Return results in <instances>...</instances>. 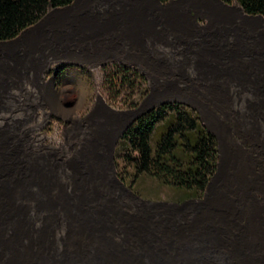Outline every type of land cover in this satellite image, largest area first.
I'll return each instance as SVG.
<instances>
[{"label": "rangeland", "instance_id": "1", "mask_svg": "<svg viewBox=\"0 0 264 264\" xmlns=\"http://www.w3.org/2000/svg\"><path fill=\"white\" fill-rule=\"evenodd\" d=\"M126 1L81 0L40 42L0 48V264H264V26L193 7L132 39ZM144 99L215 135L199 198L128 180L120 129Z\"/></svg>", "mask_w": 264, "mask_h": 264}, {"label": "trees", "instance_id": "2", "mask_svg": "<svg viewBox=\"0 0 264 264\" xmlns=\"http://www.w3.org/2000/svg\"><path fill=\"white\" fill-rule=\"evenodd\" d=\"M72 1L0 0V40L16 37L40 20L49 7ZM223 1H236L244 12L264 16V0ZM157 106L123 131L122 158L128 180L150 178L185 198H199L217 170L215 135L190 110L164 102Z\"/></svg>", "mask_w": 264, "mask_h": 264}, {"label": "water", "instance_id": "3", "mask_svg": "<svg viewBox=\"0 0 264 264\" xmlns=\"http://www.w3.org/2000/svg\"><path fill=\"white\" fill-rule=\"evenodd\" d=\"M80 1L81 0H73L72 3L65 6L53 7L52 11L47 12L35 24L23 29L16 37L7 40H0V48L15 47L21 40H23L26 46H30L34 42H40L44 38L46 26H48L50 23H54L55 17L53 15L55 13L62 14L73 9L77 4L80 3ZM125 4H127L128 8L124 11L121 22L127 24V28H125L126 30L124 31L126 36H130L132 39L137 38L144 32H150L157 22H163L164 24L168 25L188 24L191 18L189 8L197 7L205 8L208 11L212 10L213 12L211 14H213L214 19L224 21L231 19L233 20L235 18L233 11L236 9L234 7L235 4L227 3L223 0H168L165 3H163L161 0H127ZM183 7L184 9H182ZM216 9H219V11H222V13H218ZM155 10L158 11L155 12ZM236 10L243 17L241 19V23L242 27L244 28L246 25L249 29H251V31H253L254 28L259 26L257 22L262 21L264 23V16L261 14H248L243 11L241 6H238ZM59 16L60 15H58V17ZM249 29L245 28V30ZM257 36L260 38L264 37V31L257 34ZM105 54L106 53H103L100 55V57L91 60V66H101V62L102 59L105 58ZM114 60L116 59H112V61ZM149 97L150 95L147 98ZM146 101L147 99H144L139 107L129 111L135 114L126 124L123 125L122 129H120V133L123 132L128 127V125H130L138 117L148 112L158 104L165 102V100L156 101L155 105H151L148 108L143 109ZM107 107L110 108L109 106ZM118 112L126 114L127 111H117L112 113L117 114Z\"/></svg>", "mask_w": 264, "mask_h": 264}, {"label": "bare ground", "instance_id": "4", "mask_svg": "<svg viewBox=\"0 0 264 264\" xmlns=\"http://www.w3.org/2000/svg\"><path fill=\"white\" fill-rule=\"evenodd\" d=\"M234 7L236 9L238 8L237 5H235ZM236 9H234L233 14L235 15V18L236 19H238V20L240 19L241 20L243 17H242V15ZM216 10H217L218 13H222V11H219V9H216ZM257 24L258 25H261V26H264V23L262 21L257 22ZM65 82H70V83L77 84L79 86V88H80V95H81L82 99H84V96H85V94H86V92L88 90V87L84 83L83 78H82V74H81V72L78 69H76V68L68 69ZM97 103H98V105H100L102 107L104 106L105 109L107 111H109V108L107 107V105L104 103L103 99L100 96H98ZM79 104L80 103H78V105ZM81 104H82V101H81ZM134 114L135 113L131 112V113L127 114V115H130V118H131ZM100 129L102 131H104V132L106 130V129H104L103 126H101Z\"/></svg>", "mask_w": 264, "mask_h": 264}]
</instances>
